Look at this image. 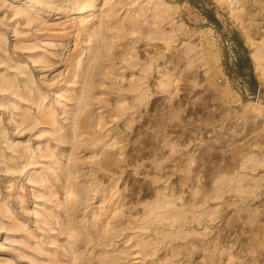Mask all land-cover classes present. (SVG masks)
Segmentation results:
<instances>
[{"label": "rangeland", "instance_id": "1", "mask_svg": "<svg viewBox=\"0 0 264 264\" xmlns=\"http://www.w3.org/2000/svg\"><path fill=\"white\" fill-rule=\"evenodd\" d=\"M0 264H264V0H0Z\"/></svg>", "mask_w": 264, "mask_h": 264}, {"label": "bare ground", "instance_id": "2", "mask_svg": "<svg viewBox=\"0 0 264 264\" xmlns=\"http://www.w3.org/2000/svg\"><path fill=\"white\" fill-rule=\"evenodd\" d=\"M94 7L95 6L93 4L92 5L90 4V5L86 6V7L79 8V9H77V14L84 13L85 12L84 10H86V9H87V11H92V10H94ZM88 8H89V10H88ZM159 125H161V124L159 123ZM157 127H158V125H157ZM78 201L79 200L77 198V194L75 193V191L70 190V191L67 192V194H66V203L67 204L72 206L74 203H78Z\"/></svg>", "mask_w": 264, "mask_h": 264}]
</instances>
